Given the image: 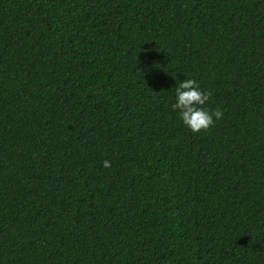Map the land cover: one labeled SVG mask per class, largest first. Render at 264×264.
<instances>
[{"label":"trees","instance_id":"16d2710c","mask_svg":"<svg viewBox=\"0 0 264 264\" xmlns=\"http://www.w3.org/2000/svg\"><path fill=\"white\" fill-rule=\"evenodd\" d=\"M0 264H264V0H0Z\"/></svg>","mask_w":264,"mask_h":264},{"label":"clouds","instance_id":"9594fccd","mask_svg":"<svg viewBox=\"0 0 264 264\" xmlns=\"http://www.w3.org/2000/svg\"><path fill=\"white\" fill-rule=\"evenodd\" d=\"M174 80L173 101L170 108L176 112L179 121L192 132L208 129L216 120L222 116V111L218 108L208 110L206 104L209 100L210 92L201 90L198 82L183 75V79H178L176 74L172 76ZM103 167L111 166L109 160L102 162Z\"/></svg>","mask_w":264,"mask_h":264}]
</instances>
